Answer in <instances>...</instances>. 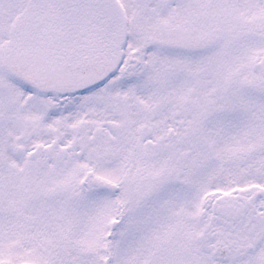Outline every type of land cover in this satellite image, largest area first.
Segmentation results:
<instances>
[{"label":"snow or ice","instance_id":"snow-or-ice-1","mask_svg":"<svg viewBox=\"0 0 264 264\" xmlns=\"http://www.w3.org/2000/svg\"><path fill=\"white\" fill-rule=\"evenodd\" d=\"M0 264H264V0H0Z\"/></svg>","mask_w":264,"mask_h":264}]
</instances>
